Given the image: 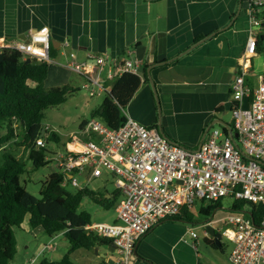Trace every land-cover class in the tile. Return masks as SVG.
<instances>
[{"label":"crops","instance_id":"obj_1","mask_svg":"<svg viewBox=\"0 0 264 264\" xmlns=\"http://www.w3.org/2000/svg\"><path fill=\"white\" fill-rule=\"evenodd\" d=\"M243 4L244 0H0V46L11 48L48 27L56 49L52 65L64 73L72 72L70 62L85 63L98 56L139 61L137 75L144 83L125 114L146 127L162 129L185 149L198 150L212 131L226 129L230 134L233 125L232 84L249 30L246 9L241 15ZM254 71L260 72L256 60ZM56 72H49L46 82H59L62 75ZM253 74L246 82L252 87ZM112 82L104 84L109 91ZM229 115L232 120L227 122ZM115 187L119 189L116 177ZM91 211L93 224H109ZM215 215L195 219L180 214L159 223L138 243L128 264H217L206 263L200 255L196 230L203 225L206 238L213 240L206 229L211 226L222 236L226 215ZM117 221L116 217L111 224ZM192 230L198 238H192ZM82 253L79 259L87 263L122 264L111 243Z\"/></svg>","mask_w":264,"mask_h":264},{"label":"built area","instance_id":"obj_2","mask_svg":"<svg viewBox=\"0 0 264 264\" xmlns=\"http://www.w3.org/2000/svg\"><path fill=\"white\" fill-rule=\"evenodd\" d=\"M244 2L249 30L232 84V137L217 129L198 150H188L163 137L157 128L134 121L123 110L126 122L119 129L93 119L83 132L94 134V138L82 142L76 135L72 139L71 144H79L80 151L72 150L70 144L66 151H55L51 157L64 174V186L83 188L106 172L117 178L124 195L117 207L118 222L90 224L85 229L111 240L122 264H128L138 243L159 223L178 218L182 209L193 207L196 200L213 203L226 196L259 206L226 214L224 224L229 227L222 236L234 244L231 264H264V50L258 39L264 33V0ZM11 48L24 59L53 63L48 27ZM260 57V72H256L254 62ZM141 66L139 61L107 56L69 63V68L89 83L84 89L96 88L93 93L109 91L105 83L124 74L137 75ZM253 72L254 87L246 83ZM37 145L46 146L42 140ZM190 234L198 238L195 231Z\"/></svg>","mask_w":264,"mask_h":264},{"label":"trees","instance_id":"obj_3","mask_svg":"<svg viewBox=\"0 0 264 264\" xmlns=\"http://www.w3.org/2000/svg\"><path fill=\"white\" fill-rule=\"evenodd\" d=\"M258 39L262 50L264 33ZM55 50L52 45L51 57H55ZM48 74L47 63L33 60L27 64L23 55L15 49L0 50V150L10 144L22 148L19 156L9 152L1 155L0 264H10L14 259L17 253L15 228H21L26 220L31 229H42L51 237L62 235L70 245L69 253L60 261L44 259L40 264H76L71 259L76 251L112 244L111 240L85 229L87 225L93 224L91 214L79 212V209L86 198L105 211L116 208L117 198L122 196V191L116 189L107 198V192L89 189L87 185L83 188L64 186V174L61 171L50 174L40 199L28 193L21 183L27 162L32 163L34 170L52 163L51 157L55 155V150L48 149V142L53 140L58 143V138L54 134L49 135V129L43 123L45 112L64 104L73 93L69 85L47 89L45 82ZM143 83L136 74H124L111 84V90L106 92V98L94 115L110 128L119 129L126 122L123 110ZM87 124L88 121L83 122L81 128L85 130ZM4 129L6 134L3 135ZM224 131L227 133L226 129ZM38 140H42L46 146L39 147ZM68 187L74 188L73 191H69ZM214 208L216 206L212 205L200 211L211 217ZM188 212L187 207L182 209L183 218H192ZM216 236L221 246L218 247L216 242L207 238L205 243L213 249H222V236L217 232Z\"/></svg>","mask_w":264,"mask_h":264},{"label":"rangeland","instance_id":"obj_4","mask_svg":"<svg viewBox=\"0 0 264 264\" xmlns=\"http://www.w3.org/2000/svg\"><path fill=\"white\" fill-rule=\"evenodd\" d=\"M244 9H246V5L242 11V17L246 15ZM260 63L261 57L259 60H256L257 70H260ZM49 67L51 76L54 72H56L52 71L56 69V66L51 64ZM59 70L60 69L57 70L56 74L62 75L61 80L68 78L69 81L67 83L63 82V84H60V82H62L61 80H59V82H45L46 88L50 89L63 87V85L67 84L73 90V93L69 96L68 100L64 104L48 109L45 112L43 123L45 127L49 129V135L54 134L58 138V143H56L57 141L55 142L53 140L48 142V149L55 150L56 152L66 151L69 146L68 144L72 142V139H74V136L76 135L82 142H87L94 138V134L84 133V129L81 128V125L85 121L89 122L93 119L100 120V118L96 117L94 113L98 111L107 96V93L105 92L99 93L97 91L93 93L92 91L96 90L95 87L84 89V85L88 87L89 83L79 73L74 71H67L64 73L63 71ZM106 88H108V85H106ZM231 120L232 117L230 115L225 119L227 122ZM215 128H219V126L217 125ZM2 134H6V129L2 131ZM45 138H47V136ZM70 148L72 150L78 149L75 144H71ZM5 152L19 156L22 153V148H17L14 144H10L7 146V148L0 150V163L3 162L1 155H3ZM56 165V161L53 160L49 166L34 170L32 163L27 162L26 173L21 177V183L27 192L40 199L41 192L44 188L47 178L54 171V168L55 170L58 169ZM79 180L81 181L82 179L79 177ZM87 188L95 191H107L108 193H114L116 189L115 177L109 172H106L102 178L90 181L87 184ZM73 189L74 188L72 187H68L69 191H73ZM117 199L118 200L116 203H119L123 200V196H119ZM212 205H215L216 208L212 210L211 215L213 216L215 213H217L215 215L216 219L224 217L226 213L232 210L238 209L241 211H250L259 208V206H254L247 201H237L232 196H226L215 204L208 201L196 200L194 206L189 209L188 214L190 217L194 216L195 219L198 217L201 219H208L206 215L200 213V209L208 208ZM91 210H93V212L95 210L98 215L100 213L102 220L108 222L109 224H111V222L117 217V210H115L114 207L108 211H105L100 209V207H98L94 202L86 198L83 201L79 212L85 211L92 213ZM92 216L94 217V214H92ZM95 216H97V214H95ZM199 225L200 224L197 225L196 230L201 240V245L199 247L200 255L204 258V261L206 263L212 261L217 264H231L229 257L232 250L234 249V244L226 237H223L222 249L211 248V246L205 243L207 236L203 225ZM223 225V229L229 227L224 223ZM15 234L17 241V253L10 264H40V262L44 259L50 261H60L65 255L69 253L70 245L62 235H55L51 237L41 229H31L28 223H24L21 228H15ZM83 251L84 249H81L78 252L76 251L74 254H72L71 259L76 264H92L87 263L85 260L82 261L79 259V254L82 255ZM93 258L95 257L93 256Z\"/></svg>","mask_w":264,"mask_h":264},{"label":"water","instance_id":"obj_5","mask_svg":"<svg viewBox=\"0 0 264 264\" xmlns=\"http://www.w3.org/2000/svg\"><path fill=\"white\" fill-rule=\"evenodd\" d=\"M240 3H242V0H240ZM240 9H241V5H240ZM31 62H32V60H31L30 58H28V59L26 60V63H27V64H28V63H31ZM151 84H152V86L154 87L153 82H151ZM158 131H159V133H160L163 137H166V135L164 134V132L162 131V129L159 128ZM44 132H45V130H43V134H44ZM230 136L232 137V135H231V130H230ZM166 138H167V137H166ZM204 139H205V138L202 139L200 146L202 145ZM206 229H207L208 234L213 238L214 242H216L217 246H218V247L221 246V242L219 241V239H218L217 236H216L215 229H214L213 227H211V226H206Z\"/></svg>","mask_w":264,"mask_h":264},{"label":"bare ground","instance_id":"obj_6","mask_svg":"<svg viewBox=\"0 0 264 264\" xmlns=\"http://www.w3.org/2000/svg\"><path fill=\"white\" fill-rule=\"evenodd\" d=\"M78 145V146H77ZM75 146L78 148L77 150L75 151H80L81 150V146L79 144H75Z\"/></svg>","mask_w":264,"mask_h":264},{"label":"clouds","instance_id":"obj_7","mask_svg":"<svg viewBox=\"0 0 264 264\" xmlns=\"http://www.w3.org/2000/svg\"><path fill=\"white\" fill-rule=\"evenodd\" d=\"M44 31H45V32H47V31H48V29H47V28H45V29H44ZM27 59H28V58H27ZM27 59H26V60H27ZM32 61H33V60H32ZM48 65H49V64H48Z\"/></svg>","mask_w":264,"mask_h":264}]
</instances>
